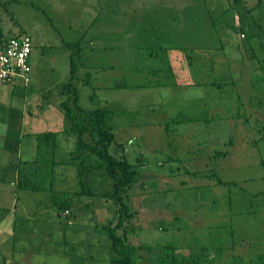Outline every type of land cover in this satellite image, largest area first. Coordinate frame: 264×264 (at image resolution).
Returning a JSON list of instances; mask_svg holds the SVG:
<instances>
[{
  "label": "rangeland",
  "instance_id": "rangeland-1",
  "mask_svg": "<svg viewBox=\"0 0 264 264\" xmlns=\"http://www.w3.org/2000/svg\"><path fill=\"white\" fill-rule=\"evenodd\" d=\"M15 33L34 49L29 82L0 85V264L122 257L113 180L82 169L96 116L61 109L72 55L78 105L103 109L138 172L128 264H264V0H0V38Z\"/></svg>",
  "mask_w": 264,
  "mask_h": 264
},
{
  "label": "trees",
  "instance_id": "trees-1",
  "mask_svg": "<svg viewBox=\"0 0 264 264\" xmlns=\"http://www.w3.org/2000/svg\"><path fill=\"white\" fill-rule=\"evenodd\" d=\"M0 40L2 42H5L7 39L1 37ZM70 46H73V44H70ZM77 61L75 58V55H72V70H71V78L70 81L66 84V89L68 91V95L73 92L74 96L73 98L71 96L65 97L63 102L61 103V109L65 110L66 114L68 117L72 116L73 108L72 106L77 107V111L79 115H82L84 113H87L89 115H92L91 117L93 118L94 121V115L96 116L97 119V125L95 127H92L90 130V135L91 137H96L97 140L95 141V146H93L94 151L96 152V155L100 158L98 163L92 165L91 167H85L83 166L82 169L87 168V171L90 172L93 170L94 172H97L99 170H104L105 173H107L113 180V190L108 192L109 198L112 200H115L116 203L118 204V210H119V215L120 218L116 222L113 227L107 226L110 228V237L113 240V249L120 254L122 257L117 259L118 264H128L132 262V254L136 251V246L130 245L126 243L123 239V237L118 234L119 229H121L124 226V220L126 217H128L131 212H130V207L128 206L127 203H125V194L132 188L138 172H136L135 169H133V166L126 160H118L116 157H114L109 149L110 145L112 144L113 140L115 139L114 133L112 130L106 125V117H105V112L103 109H95V110H85L81 108L78 105V89L76 86H74L73 81L76 78V73H77ZM64 87V89H65ZM70 88L72 91H70ZM64 89H62L64 91ZM72 101V103L70 102ZM83 117V116H82ZM76 131L79 133L78 139L81 141L82 146H90L87 145V142H85V139L82 136L83 131L85 132L88 130L87 128L84 129L82 127H79V125L75 124ZM74 130V129H73ZM84 146V147H85ZM78 181L80 184V189L83 194H92V189L89 183V178L88 174L84 173V170L80 171ZM92 172V171H91ZM67 203H65L66 205ZM64 205V206H65ZM169 250L173 251L172 248L168 247ZM168 249H164L168 250ZM170 256L172 257V260L169 261L168 264H175V258L176 255L173 254ZM180 264H183L180 263Z\"/></svg>",
  "mask_w": 264,
  "mask_h": 264
},
{
  "label": "built area",
  "instance_id": "built-area-1",
  "mask_svg": "<svg viewBox=\"0 0 264 264\" xmlns=\"http://www.w3.org/2000/svg\"><path fill=\"white\" fill-rule=\"evenodd\" d=\"M33 39L30 34L20 33L7 38L0 48V85L22 79L26 84L31 79L30 58Z\"/></svg>",
  "mask_w": 264,
  "mask_h": 264
},
{
  "label": "crops",
  "instance_id": "crops-1",
  "mask_svg": "<svg viewBox=\"0 0 264 264\" xmlns=\"http://www.w3.org/2000/svg\"><path fill=\"white\" fill-rule=\"evenodd\" d=\"M74 29H75V32H77V30H79V31L82 32V28H81V29H78V28H75L73 24H70V30H74ZM16 34H19V33L11 34L10 36H12V35H16ZM10 36H9V37H10ZM6 39H7V38H6ZM32 39H33V37H32ZM3 40H4V38H3ZM79 40H80L81 42L83 41L82 38L79 39ZM75 41H76V40H75ZM89 41H90L91 45L94 46V38L90 39ZM3 43H4V42H2V41L0 40V48L2 47ZM33 47H34V41H33ZM33 49H34V48H33ZM33 49H32V50H33ZM80 49H82V47H81ZM32 53H33V51H32ZM31 56H32V55H31ZM31 59H32V57L30 58V63H31V65H32V61H31ZM77 59H78V58H77ZM63 68H64V69L67 68V64L64 63V64H63ZM53 69H54V70H58V69H60V67H59L58 65H56V63H54V64H53ZM61 70H62V69H61ZM62 74H63V76H62V78H60V80L58 81V84L64 83V82H63L64 77H67V75L69 74V71H68L67 73L62 71ZM31 78H32V77H31ZM20 80H22V79H20ZM15 82H16V81H15ZM5 86H6V85H4L3 88H5ZM30 114H31V113H30ZM32 114H34V113H32Z\"/></svg>",
  "mask_w": 264,
  "mask_h": 264
}]
</instances>
